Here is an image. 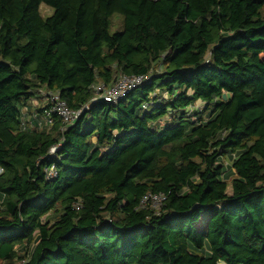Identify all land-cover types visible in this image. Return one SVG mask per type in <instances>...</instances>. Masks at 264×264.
I'll return each mask as SVG.
<instances>
[{
  "label": "trees",
  "instance_id": "1",
  "mask_svg": "<svg viewBox=\"0 0 264 264\" xmlns=\"http://www.w3.org/2000/svg\"><path fill=\"white\" fill-rule=\"evenodd\" d=\"M0 168V264H264V0H0Z\"/></svg>",
  "mask_w": 264,
  "mask_h": 264
},
{
  "label": "built area",
  "instance_id": "2",
  "mask_svg": "<svg viewBox=\"0 0 264 264\" xmlns=\"http://www.w3.org/2000/svg\"><path fill=\"white\" fill-rule=\"evenodd\" d=\"M149 76L146 75H125L121 74L118 78L110 85L103 83L94 86L95 98L92 99L91 103L97 102L99 99L110 102L117 103L126 97L131 91L139 88L143 85ZM42 95L45 100L50 103V107L45 111V115L38 126H51L54 121V116L61 119L63 128L72 125L79 117V115L84 111L89 109L90 105L86 104L81 110L71 109L67 102L62 98L59 91H42ZM62 128V129H63ZM61 144L53 146L50 150V156H54L59 150ZM48 177L55 178L58 174L56 164L45 168ZM0 168V173L2 172ZM166 196L164 194L150 195L144 198L142 202L150 203L153 207L158 208L163 201H165Z\"/></svg>",
  "mask_w": 264,
  "mask_h": 264
},
{
  "label": "rangeland",
  "instance_id": "3",
  "mask_svg": "<svg viewBox=\"0 0 264 264\" xmlns=\"http://www.w3.org/2000/svg\"><path fill=\"white\" fill-rule=\"evenodd\" d=\"M40 12L44 17H46V16L52 14L53 9H51L49 6H47L45 4H42L40 7ZM121 20H122V16L118 13H116L112 16L111 23H110V31L111 32H116V31L122 30V25H121L122 21ZM36 100H38V99L35 98L33 100L34 103H36ZM200 105H201V103H200ZM227 162L230 163V160L228 158H225V163H227ZM226 172L228 174V173L232 172V170H229V168L226 167ZM228 192H231V188L228 190Z\"/></svg>",
  "mask_w": 264,
  "mask_h": 264
},
{
  "label": "water",
  "instance_id": "4",
  "mask_svg": "<svg viewBox=\"0 0 264 264\" xmlns=\"http://www.w3.org/2000/svg\"><path fill=\"white\" fill-rule=\"evenodd\" d=\"M229 97H230L229 93H226V94L223 95L224 100H227Z\"/></svg>",
  "mask_w": 264,
  "mask_h": 264
}]
</instances>
